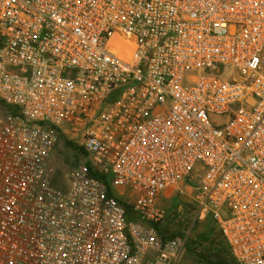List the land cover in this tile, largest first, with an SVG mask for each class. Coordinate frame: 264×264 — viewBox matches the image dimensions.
<instances>
[{"label":"built area","instance_id":"obj_1","mask_svg":"<svg viewBox=\"0 0 264 264\" xmlns=\"http://www.w3.org/2000/svg\"><path fill=\"white\" fill-rule=\"evenodd\" d=\"M168 190L264 264V0H0V264H176Z\"/></svg>","mask_w":264,"mask_h":264},{"label":"rangeland","instance_id":"obj_2","mask_svg":"<svg viewBox=\"0 0 264 264\" xmlns=\"http://www.w3.org/2000/svg\"><path fill=\"white\" fill-rule=\"evenodd\" d=\"M65 139H69L67 134L60 137L52 157L53 177L55 184L59 187L66 184V174L80 164L86 155L84 148L78 142H73L75 146H70L65 142ZM171 192L172 198L166 203H162L166 214L159 227L167 228L171 233L177 235L189 230L184 253L176 264H208L207 261L218 260L224 261L225 264L237 263L220 235L213 236L204 230L202 223L207 218L201 221L196 220L194 206L187 197L177 191Z\"/></svg>","mask_w":264,"mask_h":264},{"label":"crops","instance_id":"obj_3","mask_svg":"<svg viewBox=\"0 0 264 264\" xmlns=\"http://www.w3.org/2000/svg\"><path fill=\"white\" fill-rule=\"evenodd\" d=\"M172 198V192L171 191H166L163 195H162V198H161V203H166L167 202V200H169V199H171ZM163 199V200H162ZM171 205V204H170ZM214 223H213V221H211V219L210 218H207L206 220H205V222L204 223H202V226L204 227V230L206 231V232H208V233H211L213 236L214 235H218L219 236V233H218V231L216 230V228L214 227V225H213ZM160 228V230H161V235H162V237H164V238H169V237H173V236H176L177 234H173V233H171L170 231H169V229H162L161 227H159ZM210 234V235H211ZM178 235H180V234H178ZM146 264H151V262L148 260L147 262H146Z\"/></svg>","mask_w":264,"mask_h":264},{"label":"trees","instance_id":"obj_4","mask_svg":"<svg viewBox=\"0 0 264 264\" xmlns=\"http://www.w3.org/2000/svg\"><path fill=\"white\" fill-rule=\"evenodd\" d=\"M60 137H64V135L61 134ZM65 142H66L68 145H70V146H75V144H74L72 141L68 140V139H65ZM80 148H81V147H80ZM82 149H83V148H82ZM110 194H111V192H110ZM127 213H128V217H129L130 219H134V218H135V217H134V214H133V212H132V210H131V207L128 206V205H127ZM156 226H157L158 230H159L160 233H161V230H160V228H159V225H156ZM207 263H208V264H225V262L222 261V260H218V261H207ZM235 264H237V263H235Z\"/></svg>","mask_w":264,"mask_h":264}]
</instances>
